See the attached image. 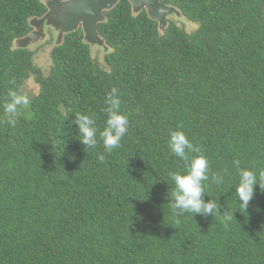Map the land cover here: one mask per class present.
<instances>
[{"label": "trees", "instance_id": "trees-1", "mask_svg": "<svg viewBox=\"0 0 264 264\" xmlns=\"http://www.w3.org/2000/svg\"><path fill=\"white\" fill-rule=\"evenodd\" d=\"M161 1L182 24L162 31L119 0L98 24L103 52L81 28L58 44L50 30L35 49L16 46L46 0H0V264H264V191L240 208L232 163L264 169V0ZM31 80L37 93L10 126L7 91L25 93ZM113 88L130 123L106 153L99 132ZM75 114L94 116L95 148L81 143ZM177 128L224 177L206 182L214 217L171 209L169 173L185 171L167 144Z\"/></svg>", "mask_w": 264, "mask_h": 264}, {"label": "clouds", "instance_id": "clouds-1", "mask_svg": "<svg viewBox=\"0 0 264 264\" xmlns=\"http://www.w3.org/2000/svg\"><path fill=\"white\" fill-rule=\"evenodd\" d=\"M56 40L57 37L55 43ZM11 83L15 84V79ZM104 103L107 119L104 129L99 132V136L103 141L105 152L111 153L114 149L120 147L122 139L129 130L130 121L128 115L121 110V98L116 88L111 89L107 93ZM30 104L31 98L28 94L15 88H9L7 101L3 105L4 112L7 115L5 122L14 127L18 118L22 115L21 109L28 107ZM74 122L78 125L79 139L86 146V150L95 148L97 146V127L94 116L75 114ZM167 144L171 153L185 163L184 174L178 171L169 173L171 180L175 184V190L169 193V198L173 201L171 204L173 213L175 215L191 213L194 216L196 214L205 217L216 216L221 209L213 198L207 201L204 199L205 194L212 197L205 190L206 182L209 181L211 174V182L220 186L224 183V177L212 172L209 160L203 154L201 146L194 144L184 130L180 128L172 130L169 133ZM98 159L103 162L105 156L101 154ZM232 163L239 176L236 192L239 197L240 208L246 211L249 202L255 195L256 186L259 185L260 190L264 191L262 190L264 189V184L260 183L261 180H264V169L257 174L251 169L242 167L239 159H234ZM233 215V212H229L226 209L223 210L221 222L225 227H228Z\"/></svg>", "mask_w": 264, "mask_h": 264}, {"label": "water", "instance_id": "water-1", "mask_svg": "<svg viewBox=\"0 0 264 264\" xmlns=\"http://www.w3.org/2000/svg\"><path fill=\"white\" fill-rule=\"evenodd\" d=\"M119 0H47V11L40 17L30 20L32 31L26 36L17 38L18 47L26 48L31 41L42 35L45 25L57 30L56 43H60L66 33L78 28L83 30L84 38L89 44H96L107 49L108 46L100 37L98 24L105 19L104 12L113 8ZM134 12L143 9L159 24V28L167 26V18L172 13L180 15L175 7L162 3L161 0H129ZM45 37V36H44Z\"/></svg>", "mask_w": 264, "mask_h": 264}, {"label": "rangeland", "instance_id": "rangeland-1", "mask_svg": "<svg viewBox=\"0 0 264 264\" xmlns=\"http://www.w3.org/2000/svg\"><path fill=\"white\" fill-rule=\"evenodd\" d=\"M169 19H172L174 21H176L177 23L182 24V22L185 20L184 18H182V15H175V13H172L171 15L168 16L167 21H169ZM168 24V23H167ZM192 25L190 23H187V27H191ZM165 27H161V30L163 31ZM55 33V39H56V34H57V30H53ZM45 36V37H44ZM47 35H42L40 36L38 39H36L35 41H31L27 47L31 48V49H35L37 48L39 45L44 44V39L47 38ZM15 45L17 46V43L15 42ZM92 48H96V46L100 47L103 49V52H106L108 50L104 49L102 46L99 45H92ZM52 46H46L44 47L41 52L37 55V60L36 63L44 70L46 71L47 66L50 64V61L48 60L49 58V54H50V49ZM44 57H43V56ZM102 55V54H101ZM37 85L34 83V81H30L26 84L24 91L26 94H28L30 97L32 96V94H36L37 93V89H36Z\"/></svg>", "mask_w": 264, "mask_h": 264}, {"label": "flooded vegetation", "instance_id": "flooded-vegetation-1", "mask_svg": "<svg viewBox=\"0 0 264 264\" xmlns=\"http://www.w3.org/2000/svg\"><path fill=\"white\" fill-rule=\"evenodd\" d=\"M47 1V0H46ZM176 15V14H175ZM46 28V29H45ZM50 30H54L52 27H49V26H46L45 25V27H44V31H45V33H47L48 31H50ZM32 31V30H31ZM56 37H57V34H56Z\"/></svg>", "mask_w": 264, "mask_h": 264}]
</instances>
